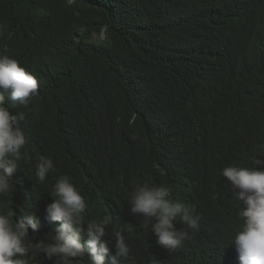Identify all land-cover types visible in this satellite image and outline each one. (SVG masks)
I'll return each mask as SVG.
<instances>
[{
	"label": "trees",
	"instance_id": "16d2710c",
	"mask_svg": "<svg viewBox=\"0 0 264 264\" xmlns=\"http://www.w3.org/2000/svg\"><path fill=\"white\" fill-rule=\"evenodd\" d=\"M0 25V52L38 81L39 95L13 110L25 113L31 163L0 197L15 219L40 217L33 244L59 226L46 207L68 176L86 199L85 223L111 218L103 239L113 254L111 228L123 232V264H239L242 204L222 170L264 159V0H0ZM44 156L55 170L41 184ZM137 181L170 188L201 217L198 230L178 222L189 233L180 249L162 248L131 213ZM27 259L56 264L42 250Z\"/></svg>",
	"mask_w": 264,
	"mask_h": 264
},
{
	"label": "clouds",
	"instance_id": "9594fccd",
	"mask_svg": "<svg viewBox=\"0 0 264 264\" xmlns=\"http://www.w3.org/2000/svg\"><path fill=\"white\" fill-rule=\"evenodd\" d=\"M66 3L71 6L76 0ZM3 27L0 25V34ZM38 95L37 78L6 51L0 52V197L12 193L13 174L21 170L22 164L31 163L21 128L25 113L13 110L26 107ZM252 160L259 168L229 166L222 170L236 200L242 204L238 216L243 226L235 232L233 240L239 264H264V159L252 157ZM54 170L53 158L41 157L35 177L44 184ZM50 196L52 202L46 207L45 218L59 222V226L37 244L30 239L29 230L39 231V216L30 211L17 220L13 207L0 209V264H29L27 257L33 250H42L49 259L55 258L56 264H105L106 259L112 264H123L129 259L130 248L121 230L111 228L117 240L114 254L103 239L112 223L109 216L84 222L86 199L68 176L55 182ZM129 206L140 222L150 224L157 243L170 252L183 247L189 239L186 230L177 228L178 222L189 229H199L201 217L172 198L166 186L135 182ZM84 236L87 247L80 243Z\"/></svg>",
	"mask_w": 264,
	"mask_h": 264
},
{
	"label": "rangeland",
	"instance_id": "374dc122",
	"mask_svg": "<svg viewBox=\"0 0 264 264\" xmlns=\"http://www.w3.org/2000/svg\"><path fill=\"white\" fill-rule=\"evenodd\" d=\"M106 38V34H102L101 36L99 34H95V35H91V40L90 42H98V41H102Z\"/></svg>",
	"mask_w": 264,
	"mask_h": 264
}]
</instances>
